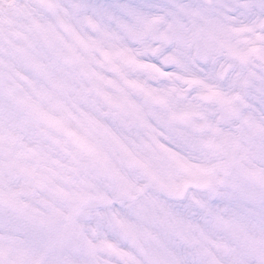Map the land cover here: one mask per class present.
I'll return each instance as SVG.
<instances>
[{
  "label": "snow or ice",
  "instance_id": "6c2138e0",
  "mask_svg": "<svg viewBox=\"0 0 264 264\" xmlns=\"http://www.w3.org/2000/svg\"><path fill=\"white\" fill-rule=\"evenodd\" d=\"M0 264H264V0H0Z\"/></svg>",
  "mask_w": 264,
  "mask_h": 264
},
{
  "label": "bare ground",
  "instance_id": "6f19581e",
  "mask_svg": "<svg viewBox=\"0 0 264 264\" xmlns=\"http://www.w3.org/2000/svg\"><path fill=\"white\" fill-rule=\"evenodd\" d=\"M12 19L15 20V19H17V17H15V15H12Z\"/></svg>",
  "mask_w": 264,
  "mask_h": 264
}]
</instances>
